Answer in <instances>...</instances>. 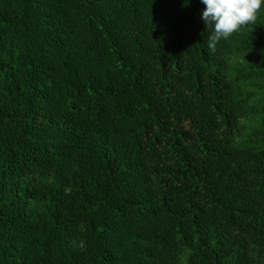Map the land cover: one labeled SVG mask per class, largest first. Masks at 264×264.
<instances>
[{
  "label": "trees",
  "instance_id": "16d2710c",
  "mask_svg": "<svg viewBox=\"0 0 264 264\" xmlns=\"http://www.w3.org/2000/svg\"><path fill=\"white\" fill-rule=\"evenodd\" d=\"M204 8L0 0V264H264V9Z\"/></svg>",
  "mask_w": 264,
  "mask_h": 264
},
{
  "label": "clouds",
  "instance_id": "9594fccd",
  "mask_svg": "<svg viewBox=\"0 0 264 264\" xmlns=\"http://www.w3.org/2000/svg\"><path fill=\"white\" fill-rule=\"evenodd\" d=\"M205 5L201 18L206 28H212L208 40L211 53L217 50L220 40H228L248 25H254L262 9L264 0H201Z\"/></svg>",
  "mask_w": 264,
  "mask_h": 264
}]
</instances>
